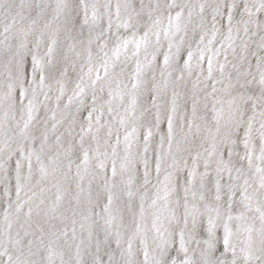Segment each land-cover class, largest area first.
Masks as SVG:
<instances>
[{"label": "snow or ice", "instance_id": "1", "mask_svg": "<svg viewBox=\"0 0 264 264\" xmlns=\"http://www.w3.org/2000/svg\"><path fill=\"white\" fill-rule=\"evenodd\" d=\"M0 264H264V0H0Z\"/></svg>", "mask_w": 264, "mask_h": 264}]
</instances>
